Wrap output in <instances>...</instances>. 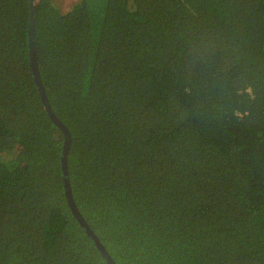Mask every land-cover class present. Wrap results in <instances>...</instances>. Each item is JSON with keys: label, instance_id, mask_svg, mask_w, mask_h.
Masks as SVG:
<instances>
[{"label": "trees", "instance_id": "16d2710c", "mask_svg": "<svg viewBox=\"0 0 264 264\" xmlns=\"http://www.w3.org/2000/svg\"><path fill=\"white\" fill-rule=\"evenodd\" d=\"M35 3L74 202L116 264H264V0ZM0 0V264H105L71 214L64 137Z\"/></svg>", "mask_w": 264, "mask_h": 264}, {"label": "water", "instance_id": "95a60500", "mask_svg": "<svg viewBox=\"0 0 264 264\" xmlns=\"http://www.w3.org/2000/svg\"><path fill=\"white\" fill-rule=\"evenodd\" d=\"M28 3H29V25H28L29 66L32 72L35 87L37 89L41 103L45 109V112L50 118L51 122L54 124V126H56L59 129V131L64 137L63 146L61 149V156H60V172L63 183L64 196L68 208L71 214L73 215L74 219L78 223V225L83 229V231L85 232L89 240L92 242L95 249L102 257L105 264H116L109 255V253L107 252V250L105 249V247L99 241L98 237L85 222L84 218L78 211V208L74 202L70 183H69L68 165H67L68 152L71 146V135L67 127L53 113L38 72L37 63L35 60V53H34L35 3L34 0H28Z\"/></svg>", "mask_w": 264, "mask_h": 264}, {"label": "rangeland", "instance_id": "374dc122", "mask_svg": "<svg viewBox=\"0 0 264 264\" xmlns=\"http://www.w3.org/2000/svg\"><path fill=\"white\" fill-rule=\"evenodd\" d=\"M74 1L75 0H57L56 2H54V4L59 2L60 3L59 6H61L62 9L66 10L68 9V7H70L73 4Z\"/></svg>", "mask_w": 264, "mask_h": 264}, {"label": "built area", "instance_id": "2783aa9c", "mask_svg": "<svg viewBox=\"0 0 264 264\" xmlns=\"http://www.w3.org/2000/svg\"><path fill=\"white\" fill-rule=\"evenodd\" d=\"M41 1H44V0H34L35 3H40Z\"/></svg>", "mask_w": 264, "mask_h": 264}]
</instances>
